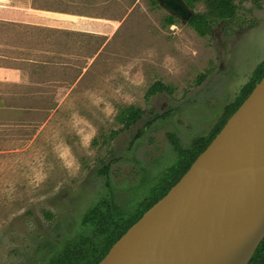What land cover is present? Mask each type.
<instances>
[{"label":"rangeland","instance_id":"1","mask_svg":"<svg viewBox=\"0 0 264 264\" xmlns=\"http://www.w3.org/2000/svg\"><path fill=\"white\" fill-rule=\"evenodd\" d=\"M237 6L200 36L152 0H0V264L98 242L85 212L127 217L211 132L264 59V0Z\"/></svg>","mask_w":264,"mask_h":264},{"label":"water","instance_id":"2","mask_svg":"<svg viewBox=\"0 0 264 264\" xmlns=\"http://www.w3.org/2000/svg\"><path fill=\"white\" fill-rule=\"evenodd\" d=\"M183 20V0H158ZM183 13H187L183 15ZM250 155L264 161V74L177 182L97 264H248L264 237V171L239 181ZM201 233L189 247L180 236Z\"/></svg>","mask_w":264,"mask_h":264},{"label":"trees","instance_id":"3","mask_svg":"<svg viewBox=\"0 0 264 264\" xmlns=\"http://www.w3.org/2000/svg\"><path fill=\"white\" fill-rule=\"evenodd\" d=\"M158 3V0H152ZM187 6L203 1L206 12H195L188 19L187 23L200 35L207 36L212 34L213 23L234 18L238 12L237 2L253 1L258 3L263 0H183ZM166 23H172V18L168 17ZM264 74V59L255 67L249 81L241 88L238 97L225 106L223 115L219 123H217L208 135L200 136L194 140L190 148L179 151V156L175 164L167 171L166 177L159 183L151 195L143 199L132 213L127 217L115 222L111 226L105 228L102 225L105 221V213L99 206L91 207L83 216L84 222H91L96 226L100 240L91 244L88 248L78 250L76 252L69 249L62 251L58 256L54 257L49 264H97L108 252L112 244L135 222L141 215L151 207L158 199H160L185 173L197 155L204 150L213 137L219 132L229 116L238 108L243 100L248 96L256 83ZM144 113V110L129 105L122 107L117 114L116 119L122 124V128H129L135 124ZM166 112L155 114L146 121L145 126L158 116H163ZM116 132H112L115 135ZM173 142L176 143L175 140ZM108 164H105L100 170L101 173L107 171ZM248 264H264V237L255 250Z\"/></svg>","mask_w":264,"mask_h":264},{"label":"bare ground","instance_id":"4","mask_svg":"<svg viewBox=\"0 0 264 264\" xmlns=\"http://www.w3.org/2000/svg\"><path fill=\"white\" fill-rule=\"evenodd\" d=\"M257 155H250L248 161L246 162L245 169L239 177V181L242 182H253L258 179L262 172L264 171V161L260 160ZM202 236L201 233H198L195 230H191L187 235L180 236L179 241L183 244H186L189 247L202 246L199 244V238Z\"/></svg>","mask_w":264,"mask_h":264},{"label":"flooded vegetation","instance_id":"5","mask_svg":"<svg viewBox=\"0 0 264 264\" xmlns=\"http://www.w3.org/2000/svg\"><path fill=\"white\" fill-rule=\"evenodd\" d=\"M187 13H183V15H186ZM260 244V243H259Z\"/></svg>","mask_w":264,"mask_h":264}]
</instances>
